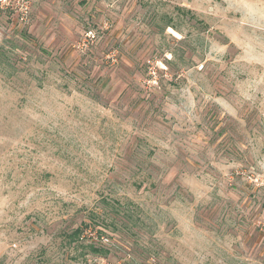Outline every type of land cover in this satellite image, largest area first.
Wrapping results in <instances>:
<instances>
[{
	"label": "rangeland",
	"instance_id": "374dc122",
	"mask_svg": "<svg viewBox=\"0 0 264 264\" xmlns=\"http://www.w3.org/2000/svg\"><path fill=\"white\" fill-rule=\"evenodd\" d=\"M0 264H264V0L0 3Z\"/></svg>",
	"mask_w": 264,
	"mask_h": 264
},
{
	"label": "trees",
	"instance_id": "16d2710c",
	"mask_svg": "<svg viewBox=\"0 0 264 264\" xmlns=\"http://www.w3.org/2000/svg\"><path fill=\"white\" fill-rule=\"evenodd\" d=\"M88 225H86L85 227H78L77 229H75L71 234H68V236L71 238V240H75L77 238H80L81 234H83L86 230H88L86 227ZM90 248L91 250L96 253V254H99V253H102L104 252L105 250L100 247V246H96L94 244H91L90 245ZM107 252V251H105Z\"/></svg>",
	"mask_w": 264,
	"mask_h": 264
},
{
	"label": "built area",
	"instance_id": "2783aa9c",
	"mask_svg": "<svg viewBox=\"0 0 264 264\" xmlns=\"http://www.w3.org/2000/svg\"><path fill=\"white\" fill-rule=\"evenodd\" d=\"M0 3L1 4H8L9 3V0H0ZM23 10H24V13L23 14L26 16V14L28 12V6L24 4L23 5Z\"/></svg>",
	"mask_w": 264,
	"mask_h": 264
}]
</instances>
